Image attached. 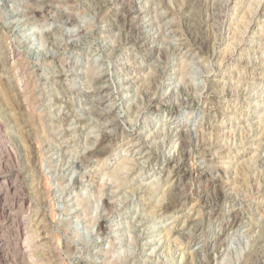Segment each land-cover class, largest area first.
<instances>
[{"label":"rangeland","instance_id":"obj_1","mask_svg":"<svg viewBox=\"0 0 264 264\" xmlns=\"http://www.w3.org/2000/svg\"><path fill=\"white\" fill-rule=\"evenodd\" d=\"M100 1L0 0V264H264V0Z\"/></svg>","mask_w":264,"mask_h":264},{"label":"bare ground","instance_id":"obj_2","mask_svg":"<svg viewBox=\"0 0 264 264\" xmlns=\"http://www.w3.org/2000/svg\"><path fill=\"white\" fill-rule=\"evenodd\" d=\"M31 1V0H30ZM93 1V0H92ZM123 1H125V0H116V1H114V0H108V1H100V9H103V7L104 6H109L110 5V7L112 8V15L114 16L113 17V19H112V22H114V24H117V23H122V25H123V27H124V30L126 31V33H127V36H126V38H125V42L124 43H132V44H138V46H140V47H144V46H146V43L145 42H147V41H141V40H139V37H137V36H134V32H136V30L138 29V28H144V26L143 25H140L141 23H139V24H137L136 22H135V20L137 19V17L139 16V14L143 11H141L140 10V8L137 6V0H129V1H131V5H128V6H126V4L123 2ZM99 2V1H98ZM105 2V3H104ZM115 2H117V3H115ZM127 3V2H126ZM139 3V2H138ZM128 4V3H127ZM210 4V3H209ZM214 4V3H213ZM213 6V5H212ZM219 6V5H218ZM218 6H217V8H218ZM98 10V9H97ZM213 10V9H212ZM220 10V9H219ZM153 12V11H152ZM111 15V16H112ZM208 16V15H207ZM213 16V15H212ZM112 18V17H111ZM141 19V18H140ZM138 20V19H137ZM136 20V21H137ZM142 21V20H141ZM207 21V20H206ZM205 22H204V20L203 21H200V23L198 24V27H200L201 25H203ZM147 27V26H146ZM186 30V29H185ZM198 30H200V29H198ZM202 30V29H201ZM190 31V30H189ZM144 32V31H143ZM197 32V31H196ZM191 33H193V32H191ZM191 33H189V39L191 40H194L195 41V39H200V38H203L204 36H202V34H203V32L202 31H199V32H197L196 33V35L195 36H193V34H191ZM187 34V33H186ZM150 35V34H149ZM125 36V35H124ZM148 36V34L146 35V33L144 34V36L143 37H147ZM187 37V36H186ZM142 38V37H141ZM149 38H151L150 36L148 37V39ZM155 39V38H154ZM204 40H206V39H204ZM122 41V40H121ZM141 43V44H140ZM204 43H202V45H203ZM196 45H198L199 46V48L201 47V39H200V41H198V43H196ZM208 46V45H207ZM147 47V46H146ZM145 47V48H146ZM202 48V47H201ZM200 48V49H201ZM208 48V47H207ZM205 49V48H204ZM157 71H159V69L157 70ZM161 73H162V71H161ZM159 74H160V72H159ZM162 76V75H161ZM123 84H124V86L126 85V82H122ZM184 88V87H183ZM182 88V89H183ZM101 89V88H100ZM103 89V88H102ZM145 91V90H144ZM99 92V91H98ZM128 92V91H127ZM143 92V91H142ZM182 93H184V94H182V95H184V97L182 98V99H180L181 101L179 102V103H177L176 102V104H174V103H172V104H170L171 105V107L170 108H176V107H178V106H187L189 103H190V101H192L194 98H193V94L191 93V91L189 90V89H183L182 90ZM144 94V96H146L147 97V101H146V103H145V106H144V108H148L153 102H154V100H155V97L154 96H148V93H146V92H144L143 93ZM143 99V98H142ZM178 101V100H177ZM141 102V101H140ZM166 102V101H165ZM155 103V102H154ZM167 103H169V102H167ZM133 104V103H132ZM94 105V104H93ZM96 105V104H95ZM134 105V104H133ZM132 105V106H133ZM131 106V107H132ZM133 107H138L137 105H134ZM130 109V108H129ZM133 110V109H132ZM140 110H143V109H140ZM140 110H138V111H140ZM130 111V110H129ZM94 114V113H93ZM131 114V113H130ZM88 115V114H87ZM98 115H99V113H98ZM139 115V114H138ZM69 117V116H68ZM94 117V116H93ZM99 117V116H98ZM136 117V116H135ZM130 129V128H129ZM131 131V130H130ZM178 132V131H177ZM175 133V132H170V133H167L166 135H165V138H166V140H168V141H172V140H174V138H176V140L178 141V147H177V150H176V154H175V156L173 155L172 157H171V160L173 161V166H177L178 165V163L182 160V159H185V158H187V157H190V156H192V155H194V154H198L199 155V153L200 152H202L204 149H203V143L202 144H200L199 142V144L197 143V144H193L192 145V141L193 140H191V138H189V137H187V135H181V133ZM181 132V131H180ZM161 135H163V134H161ZM103 137H105L104 135H102ZM107 136V135H106ZM102 138V137H101ZM106 138V137H105ZM163 138V137H162ZM103 139V138H102ZM150 143V142H149ZM204 144L206 145V143L204 142ZM135 153V152H134ZM90 154V153H89ZM140 152H136V154L135 155H133L134 156V158H133V160H134V162L136 161H139V158H141V157H139L140 156ZM85 156V155H84ZM136 162L134 163V165H136ZM139 163V165H140V162H138ZM129 166V165H128ZM198 168V167H197ZM205 169H206V167H205ZM197 170V169H196ZM197 172V171H196ZM211 173V172H210ZM197 174H198V176H199V178L200 179H205V180H210L211 178H212V176L211 175H209V173H207V170H203V169H199L198 170V172H197ZM5 179V178H4ZM206 182V181H205ZM9 183V182H8ZM2 185V184H1ZM204 185H206V184H204ZM214 186V185H213ZM109 187V186H108ZM205 189V188H204ZM216 190V189H215ZM1 196V195H0ZM204 196H205V201H206V203L208 202V203H216V204H218V202L220 201L219 199L223 196V193H222V191H217V192H215V193H213V194H210V193H204ZM224 197V196H223ZM186 198H185V196L184 197H180L179 196V194H178V198H176V199H174V200H172V201H170V202H164L165 204H163V207L162 208H164L166 211H167V209L170 207V206H172V205H180V204H182L183 203V201L185 200ZM204 201V202H205ZM210 201V202H209ZM178 205V206H179ZM210 210V212H212L214 209H209ZM208 210V211H209ZM165 211V212H166ZM207 211V212H208ZM9 215V214H8ZM212 215V214H211ZM220 219H223V218H220ZM142 221V220H141ZM140 221V222H141ZM208 221V220H207ZM238 216H237V214L234 212V211H232V212H230L229 213V215L227 216V218H226V221H225V228H227V229H233V228H235L236 227V225H237V223H238ZM144 223V222H143ZM193 223V222H192ZM140 225V224H139ZM144 225V224H143ZM142 226V225H141ZM183 227V226H182ZM191 227V226H190ZM207 227H209V226H207V225H203L202 223H197V222H195V223H193V227H191V229H192V232H190V233H193V235H196L198 232L199 233H201V232H203V230L205 229V228H207ZM141 228V227H140ZM211 228V227H210ZM101 229L103 230H105V227H101ZM190 229V228H189ZM190 229V230H191ZM103 230V231H104ZM209 230V229H208ZM102 231V232H103ZM106 231V230H105ZM205 231V230H204ZM142 233V232H141ZM186 234V233H185ZM146 236V235H145ZM188 236V235H187ZM141 237V236H140ZM212 239V238H211ZM154 242V241H153ZM3 243V242H2ZM155 243V242H154ZM157 243V242H156ZM147 244V243H146ZM207 244V242H204V244L201 246V253H200V251L199 252H197V253H200L201 254V256L203 257H201L203 260H202V263H203V261H204V259L206 258V260H211L212 259V255L211 254H209V253H203V250H204V246ZM162 246V245H161ZM164 248V247H163ZM141 250V249H140ZM200 250V249H199ZM218 251V250H217ZM199 257V256H198ZM200 259V258H199ZM13 260V259H12ZM18 261V260H17ZM156 261V260H155ZM159 261V260H158ZM201 261V260H200ZM13 262V261H12ZM132 262V261H131ZM184 262V261H183ZM202 263H197V264H202ZM18 264V263H17ZM133 264V263H132ZM184 264V263H183ZM185 264H187V263H185Z\"/></svg>","mask_w":264,"mask_h":264}]
</instances>
